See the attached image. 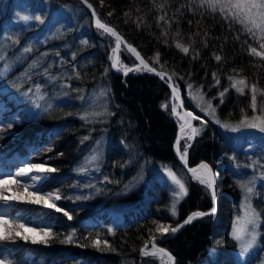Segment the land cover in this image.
Here are the masks:
<instances>
[{
    "label": "trees",
    "instance_id": "trees-1",
    "mask_svg": "<svg viewBox=\"0 0 264 264\" xmlns=\"http://www.w3.org/2000/svg\"><path fill=\"white\" fill-rule=\"evenodd\" d=\"M88 1L102 22L170 77L185 108L206 120L188 148L186 163L206 161L212 166L217 211L196 218L159 244L176 257V264H242L230 225L240 200L235 168L247 162L246 146H235L224 136L189 92L199 89L212 101L221 122L238 123L241 109L254 115L250 88L240 95L230 88L228 77L245 78L264 91V59L248 50H260L259 44L201 0ZM23 9L31 19L16 21V12ZM177 42L189 52L177 49ZM115 47V38L92 25L79 0H0V70L5 60L10 63L0 75V161L15 154L22 162L56 169L48 172L39 190L58 192L57 207L72 216L69 220L52 208L11 203L5 219L51 228L57 238L47 245L19 237L0 241V264H164L159 255L141 257L139 252L150 236L160 235L153 221L176 227L190 212L212 208L210 190L192 180L172 152L178 120L172 115L170 90L146 70L125 75L111 68L115 54L125 67L138 64L123 46L113 53ZM99 87L104 96L94 101L91 93ZM225 88L229 91L221 103L219 93ZM26 93L41 94L42 105L33 110ZM257 98L264 103V96ZM183 147L181 140V152ZM92 155L98 159L90 161ZM164 167L187 182V195L176 204L175 216L170 211L174 191ZM258 188L252 204L260 213L261 233L248 264L264 254V196ZM109 228L114 234H108ZM72 232L73 241L62 243ZM96 233L115 250L93 248Z\"/></svg>",
    "mask_w": 264,
    "mask_h": 264
},
{
    "label": "snow or ice",
    "instance_id": "snow-or-ice-1",
    "mask_svg": "<svg viewBox=\"0 0 264 264\" xmlns=\"http://www.w3.org/2000/svg\"><path fill=\"white\" fill-rule=\"evenodd\" d=\"M101 3H103V0H101ZM201 5L206 6L212 11L219 10L220 13L225 16L226 19H229L230 23L239 24L241 26V30L246 33L253 41L259 44L260 50H257L256 47L249 46L248 50L250 54L264 59V0H201ZM88 7L91 8L92 5L89 4ZM158 7L162 8L163 5H158ZM109 15H111V13H109ZM93 16H96L95 11H93ZM21 19L24 21H28L29 19H31V17L22 16ZM160 19L164 20L165 17L161 16ZM35 20L40 21L41 17L36 16ZM96 27L98 29H102L104 33H108L111 36L115 37L116 47L113 49V53L118 52L123 43L127 47L128 51L132 53L139 61V65L135 66V68H129L120 64L119 56L113 55L110 57L111 68L117 70L123 68L125 75H127V73L131 71L146 70L148 72H155V74L160 76L161 79L164 78L165 73L163 71H156L154 67H150L149 64L141 57L140 53L132 45L126 44V42L122 40V37L113 28L101 22L99 18L96 19ZM237 39H239V36H237ZM175 46L177 49H179L185 54L189 52V47L184 46L179 42H177ZM24 51L28 52L30 51V49L25 48ZM155 59L158 61L159 54H157ZM215 59L217 61H220L221 57L217 55ZM6 71L7 68L0 70V75H3ZM105 71L107 72V69ZM173 75H175V73H173ZM213 78L216 79L217 84H219L220 81L216 77L215 73H213ZM228 79L230 81V88L234 89L238 94L245 95L246 89L249 88L252 93L251 103L249 106L252 109L254 115L249 116L245 112V109H241L242 119L234 125L228 122H221L216 117V107L213 106L212 101L205 100L204 94L199 89L195 91V94L190 91L189 96L194 102H196L197 107H199L201 111L205 113L206 116L211 117L217 124H220V126L223 128L230 129L233 132L238 131L240 128H252L257 129L261 133H264V103H258L257 98V94H259L260 96H264V91H261L256 84L249 85L245 78L238 79L236 76H229ZM170 87H172L173 98L171 111L173 116L178 117L179 125V132L176 139L177 155L180 157L181 161L185 162L186 165V158L190 144H185L183 147V151L181 152L180 141L184 138H186L188 141H191L195 136L199 135L200 129L194 127L192 125V121L198 120L200 119V117L194 115L192 111H184L182 113L179 112L178 108H183V101L179 94V89L174 84H170ZM188 88L191 90L192 85L189 84ZM228 91L229 88H225L219 93L221 103H223V97ZM37 93H39V87H37ZM177 101H179L180 103H176ZM102 114L103 113H93L92 115L95 116ZM87 118L88 114L81 116V119ZM201 123L204 124L206 123V121L201 120ZM188 130H190V132ZM84 139L87 140L88 137H84ZM97 159V155H92L89 158L90 161H95ZM80 170L83 171L84 169ZM34 171L37 173H48L54 172L56 171V169L51 167H45L42 164H28L27 167L20 169V171L17 172L15 176H12L10 173H6V178H0V200H3L5 202L12 200L26 201L32 204L43 205L47 208L55 209L57 212H63L64 216L71 220L72 216L69 214V212L65 211L60 207H57L55 203V201L61 199V196L58 192L40 194L38 182L42 181L43 179H46V177L43 175H32ZM165 171L171 183L176 188V190L173 192V196L175 199L170 209L171 214L175 216L177 214L176 204L185 195H187V182L182 177H179L170 168H165ZM188 172L191 173L192 180L198 181L199 184L211 190L213 199V208L211 211L215 212L216 195L214 190V173L212 169L207 163L201 162L197 167L188 168ZM20 177H28L32 181V183L24 184V193L17 191L13 195H6V192L12 190L10 186L21 184ZM239 187L242 189L243 192V201L241 203V211L243 215L238 214L237 217L234 219L230 235L232 239L238 243L240 255L244 256L248 254L249 251L253 249V247L257 244L259 233L257 232L256 227L260 219V213L257 212V210L253 207L251 203V198L255 194V177H253L246 183H240ZM207 214L208 213L199 211L193 212L183 221V224H189L196 218L202 217ZM153 223L157 225L155 231L161 236H164L168 233H175L180 227H183V225H177L176 227H172L170 225H163L158 223L157 221H153ZM107 231L109 235L114 234L112 228H109ZM26 232H31L35 235L28 236L25 234ZM74 236L75 232L69 233L61 242L71 243L73 241ZM16 237H19L21 240L24 241L30 240L33 244L39 243L47 245L51 240L57 238V234L53 233L51 228L28 227L26 223L20 222L19 218L17 220L10 221L8 219H5L3 216H0V241L13 240ZM86 239L88 238L86 237ZM149 241L151 242V249L148 248ZM91 246L93 248H96L98 251L115 250L111 247L110 243L106 239L101 238L100 233H96L95 238L91 239ZM139 252L141 257H155L159 255L162 261L163 258L166 257V264H175L174 257L165 249L158 247L157 237L155 235L150 236L149 240L145 241L144 246L139 249ZM4 259H7V257H4ZM9 264H17V262L9 261Z\"/></svg>",
    "mask_w": 264,
    "mask_h": 264
},
{
    "label": "rangeland",
    "instance_id": "rangeland-1",
    "mask_svg": "<svg viewBox=\"0 0 264 264\" xmlns=\"http://www.w3.org/2000/svg\"><path fill=\"white\" fill-rule=\"evenodd\" d=\"M23 10L24 11L18 10L16 12V21L27 22V21L22 20L21 17L22 16H29L30 17V15H29L27 10H25V9H23ZM117 56H118V54H117ZM13 62H14V64H11L12 67H16L18 62H16V61H13ZM7 63L10 64L8 61L5 60L4 64H3L4 68L8 67V66H6ZM137 65H135V66H137ZM135 66H132V67H129V68H135ZM118 67H119V65H118ZM120 69L124 72L123 68H120ZM114 70H117V69H114ZM193 94H195V92H193ZM27 95H28L29 101L32 103V107H33L32 109L33 110H36L38 107H40L42 105L41 102H42V98L43 97H42L41 94H36V93H32V94L30 93L29 94V93H27ZM91 96H92L94 101L98 100V99H101L104 96L103 89L101 87L97 88L95 91H92ZM170 100H171V103H173V98L172 97L170 98ZM37 105H39V106H37ZM178 111L181 112V110L179 108H178ZM204 116H206L205 113H204ZM174 117L178 120V117H176V116H174ZM207 117L210 118L213 122H215L211 117H209V116H207ZM201 120H205V119L203 117H200V119H198L199 124L195 125L194 124L195 121H194L193 122V126L198 128V129H200ZM217 125L219 126V128L222 129V131L224 132V134L226 136H228V137L230 136V138L234 142L235 146H239V145H242V144L246 146L245 151L247 153V162L241 167H236L235 170L238 172V186H239L240 183H246L247 181H249L253 177H255V188H254L255 194L251 198V203H252L253 198L256 197L259 194L260 189L258 187H261V190H262L263 196H264V178H262V177H264V133H261L257 129H252V128H240L238 131L233 132L230 129H226V128L221 127L220 124H217ZM188 131L190 132V130H188ZM193 139L191 141H188L186 138H184V139H182V141L184 142V145L185 144H191ZM3 155H6V154L2 153L1 156H3ZM28 164H42L45 167H47L43 163H25V162H22V160L19 159L18 155L14 154L12 156L7 157V159L4 162L0 161V178H6V176H5L6 173H10L12 176H15V174H16L18 169L25 168V167L28 166ZM165 168L166 167L163 168L164 172H166ZM40 174L45 176V177L48 176V173H40ZM215 176H216V174H215ZM20 180H21V184L20 185H14L15 187H17V189L11 188L12 190L9 191V192H6L5 194L6 195H12V194H14L17 191L21 192V193L24 192V184H25V182H24V179L22 177H20ZM43 180L45 181L46 179H43ZM168 180H169V184H170L171 188L173 189V191H175L176 188L171 183L169 177H168ZM41 182L38 184V188H40ZM215 188H216V180H215ZM239 190H240V200L238 202L236 212H235V214L233 215V217L231 219L230 233L232 231V226H233L234 219L237 217L238 214L239 215H243V213L241 211V203L243 201V192H242V189L240 187H239ZM46 193H49V191H45V192L44 191H40V194H46ZM52 193H55V192H52ZM216 199H217V196H216ZM173 202H174V200H173ZM11 203H25V204H28V203L22 202V201H16L15 202V201L12 200V201L5 202L3 200H0V216H2L6 211H8V209L11 207L10 206ZM55 203H56V201H55ZM43 207H45V206H43ZM198 218H204V217H198ZM260 224H261V217H260V219H259V221L257 223V227H256V230L259 233V235L261 233L260 232ZM28 233L33 234L31 232H28ZM169 234H171V233H169ZM169 234H166L164 236H167ZM159 236H161V235H159ZM156 237H158V236H156ZM235 243H236L235 244L236 245L235 250H236V254H237L238 258L240 259L242 264H248L247 261H249L250 256L255 252L256 248L259 246V236H258L257 244L253 247V249H251L249 251L248 254H246L244 256L240 255L238 243L236 241H235ZM163 263L166 264V257L163 258ZM255 264H264V254L261 257V259L258 262H256Z\"/></svg>",
    "mask_w": 264,
    "mask_h": 264
},
{
    "label": "water",
    "instance_id": "water-1",
    "mask_svg": "<svg viewBox=\"0 0 264 264\" xmlns=\"http://www.w3.org/2000/svg\"><path fill=\"white\" fill-rule=\"evenodd\" d=\"M79 1H81L82 2V4L85 6V8L87 9V11H88V13H89V15H90V17H91V22H92V25L94 26V27H96V19L98 18L97 17V15L94 17L93 16V11H95V9H94V6L88 1V0H79ZM89 4H91L92 5V7L91 8H89L88 7V5ZM102 22V21H101ZM104 23V22H103ZM106 24V23H105ZM107 26H109V27H111V28H113L121 37H122V40L124 41V42H126V44H129L124 38H123V36L114 28V27H112V26H110V25H108V24H106ZM97 28V27H96ZM115 38V37H114ZM121 46H123L125 49H127V47L125 46V44H123L122 43V45ZM134 47V46H133ZM135 48V47H134ZM136 49V48H135ZM128 50V49H127ZM137 50V49H136ZM138 51V50H137ZM139 52V51H138ZM140 53V52H139ZM116 56H117V54H115ZM141 55V54H140ZM135 57V56H134ZM141 57L148 63V61L141 55ZM136 58V57H135ZM139 62V61H138ZM149 64V63H148ZM149 66L150 67H153V66H151L150 64H149ZM142 67V66H141ZM156 71H158V70H156ZM151 73H153L164 85H166V87L170 90V92H171V95H172V87H170V84H172L171 82H170V78L169 77H165L164 76V78L163 79H161V77L160 76H158V75H156L155 74V72H151ZM176 103H180L179 101H177ZM180 110H181V112H184V111H189L188 109H186L185 108V106H184V104H183V108H179ZM193 122L194 121H192V125H193ZM178 132H179V126H178V129H177V132H176V137H175V139H174V142H173V145H172V152H173V154H174V157H175V159H176V161L178 162V164L188 173V174H190L191 175V173H189L188 172V168H191V167H197L201 162H204V163H207L208 165H209V167L212 169V171H213V173H214V170H213V168H212V166L208 163V162H206V161H200L199 163H197V164H195V165H193V166H189V165H187V163H186V165H185V162H183V161H181V159H180V157L177 155V149H176V139H177V135H178ZM215 180H216V176H215V173H214V190H215V195H216V188H215ZM210 193H211V190H210ZM47 194V193H46ZM211 198H212V193H211ZM28 204H32V203H28ZM212 208H213V199H212ZM212 208L211 209H209L208 211H202V210H196V211H192V212H190L180 223H179V225H183V227H185L186 225H184L183 224V221L189 216V215H191L193 212H197V211H199V212H204V213H208L207 215H204V216H202V217H205V216H209V215H213V214H215L216 213V211H217V199L215 200V212H212L211 210H212ZM183 227H180L179 229H178V231L177 232H175V233H171V234H169V235H167V236H158L157 237V245H158V247H161V248H163V249H165L166 251H168L173 257H174V262H175V264H176V257L168 250V249H166V248H164V247H162L159 243L161 242V241H164V240H166V239H169V238H172V237H174V236H176L181 230H182V228ZM148 248L149 249H151V242L149 241V245H148Z\"/></svg>",
    "mask_w": 264,
    "mask_h": 264
},
{
    "label": "bare ground",
    "instance_id": "bare-ground-1",
    "mask_svg": "<svg viewBox=\"0 0 264 264\" xmlns=\"http://www.w3.org/2000/svg\"><path fill=\"white\" fill-rule=\"evenodd\" d=\"M171 94V93H170ZM223 133V132H222ZM229 135V134H228ZM224 136H226V135H224ZM230 137V136H229ZM236 148V147H235ZM20 169H22V168H20ZM20 169H18L17 170V172H19L20 171ZM16 172V173H17ZM32 175H41L40 173H37V172H33L32 173ZM23 179H24V182L25 183H28V184H31L32 183V181L28 178V177H22ZM41 182V181H40ZM40 182H38V184L40 183ZM29 190H34V189H29ZM24 192H25V190H24ZM24 192H22V193H24ZM13 195V194H12ZM25 195H26V193H25ZM13 201H15L16 202V200H13ZM22 202H26V201H22ZM26 203H28V202H26ZM41 206H43V205H41Z\"/></svg>",
    "mask_w": 264,
    "mask_h": 264
}]
</instances>
